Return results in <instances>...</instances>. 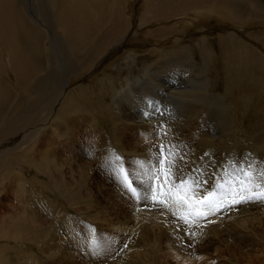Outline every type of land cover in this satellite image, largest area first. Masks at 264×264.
I'll return each instance as SVG.
<instances>
[{"label":"rangeland","instance_id":"374dc122","mask_svg":"<svg viewBox=\"0 0 264 264\" xmlns=\"http://www.w3.org/2000/svg\"><path fill=\"white\" fill-rule=\"evenodd\" d=\"M96 1L94 4L92 0H86L82 4L84 17L90 22L91 20L95 22L94 37L91 33L92 36L89 35L83 40L86 41L81 48V42L75 45V48L72 47L73 36L70 33H63L65 26L60 20L57 21L54 15L52 21L56 19L57 22L53 21L50 31L46 24L34 15L41 8H56L58 11L59 3L55 4V0H23L26 4L25 10L20 11L25 22L33 19L40 23L31 21L30 24L38 26L39 34L34 38L38 40L39 52L35 57L41 65L38 64L37 69L25 80V85L20 87L13 77L11 79L13 73L6 62L4 63L3 59L0 61V90L7 89L5 92L8 100H20V105L24 104L27 97L33 99L30 87L35 80L39 78L43 80L50 72H54L60 83L66 74L69 83L63 90V97L68 101V105L63 103V110L69 111L67 114L69 117L75 118L78 115L80 118L76 123L81 127L79 131L81 139H76L70 132V136L66 135L68 132L59 135L51 127L53 121H48L49 124L46 122L44 125L46 132H43L45 136L42 133L37 143L27 148L28 150L31 148L32 156L27 153L16 158L14 168L8 170L9 173L5 175L0 186V264H264V200L249 199L238 204L222 205L214 217L208 215L194 219L193 216L189 218L192 222L187 223L181 218V213L188 211L187 208L170 210V207L161 204L159 199L153 201L150 195L153 187L160 192H166L169 187L179 186L182 182L190 187V196L194 190L209 187V194H213L211 199L218 200L230 199L231 190L239 189L242 181L247 183L253 192L260 191V188L254 187L255 185L264 187V72L262 68L259 70V67L240 65L241 60L236 57H224L223 48L218 44L220 40L213 38L217 37L222 26L229 30L237 29L245 41L248 38L247 47L249 49L251 46L254 47L264 56V18L251 20L247 17L231 21L214 15L206 23V29L197 26L185 29L181 24V27H177L176 33L180 32L181 38L184 36L182 32L186 34L184 40L177 43L173 40L172 34L166 36L165 40H161L164 35L161 37L147 35L151 23L160 27L162 26L160 22L165 20L151 17L141 22L145 0H102L105 3L103 11ZM227 1L232 6H238L240 10H235L238 12L254 10L249 6L241 9L238 0ZM230 10H232L230 7L222 9L227 12H231ZM110 17H120L121 21L123 19L122 22L125 23H121L124 27L121 26L120 33L122 31L124 33L117 34L120 35L116 38L118 40L113 39L112 42L107 41L101 45L105 32H109L110 29ZM168 21L170 20H166V23ZM133 29L139 30V38L150 40L148 44L150 49L159 48L165 52L188 46L192 53L184 49L183 53L168 54L160 59L164 63L166 61L171 63L173 60L179 63L173 67L169 66L167 70H172L170 75L173 79L178 75L180 78L184 77L180 82L181 87L185 88L202 84L201 79L190 78L189 73L193 69L189 68L187 63L186 67L180 66L182 62H186L185 58L188 55L190 58L192 56L191 60L200 67L203 66L205 69L203 72L210 79L208 82L211 85L207 89L212 96L209 95V98L221 95L224 109L220 103L219 106L212 104L201 111L196 109L198 116L195 127L181 122L182 133L179 132L178 135L165 130L161 123L150 132L141 129L140 134L136 133L133 125L125 128L124 121L114 117L117 113L114 109V100L118 94L128 90L133 84L145 82L147 79L145 68L151 69L154 66L150 58L142 61L135 57L131 62V59H125L131 51L144 53L143 48L139 46L140 43L137 44L133 40ZM203 36L207 38V42L200 45V37ZM88 37H91V41L96 38L92 59L85 58L88 51H91ZM3 39H0V48L1 43H4L2 48L7 50L9 41ZM122 44H129L131 47L122 46V51L117 52ZM126 50L129 52L126 53ZM224 50L228 53L234 50L228 40H225ZM104 52L115 54L107 63L97 68L94 62L96 59L98 61ZM230 53L226 54L230 56ZM84 58L90 60L87 62ZM73 59L77 61V66L81 63L83 66V62L86 66H79L81 69L79 71L77 68L68 72L67 65L73 63ZM154 60L158 62V58ZM87 64L91 65L88 67ZM164 71L161 75L163 77ZM192 73L196 75L194 71ZM59 86L57 88L55 86L47 99L45 98L46 104H41V107L45 108L41 115L47 113V107L56 106L55 98L59 89L62 90V85ZM62 98L58 109L61 107ZM186 98L192 99L191 96ZM162 101L164 106L167 101ZM175 102L169 105L170 108L185 115H190L188 113L194 105L201 106L196 100L191 102L192 105ZM4 112L1 113L4 115H1L2 118L6 115ZM111 112L115 113L111 115ZM154 121L158 122L157 116ZM57 122L64 121L60 118ZM62 123L61 126L65 125ZM124 145L127 146L124 148ZM144 147L148 148L144 150ZM161 160L166 161L165 168H168V162L171 163L167 183L163 174L159 180L153 176V173L159 170ZM39 162L41 165H36ZM41 167L44 171L40 170ZM121 168L129 174L133 187L141 194L140 198L123 187L119 172ZM18 173L23 180H15ZM76 175L79 180L76 179L78 178ZM150 176L153 177L151 180ZM73 181L78 183L74 185ZM136 212L140 215H136ZM196 222L204 225L200 226L201 230L192 232L193 230L187 228ZM152 225L160 226V231L153 234L157 238L156 242L153 237H148L149 227ZM168 241L175 242L176 248L184 247L187 253L178 254L170 248Z\"/></svg>","mask_w":264,"mask_h":264},{"label":"bare ground","instance_id":"6f19581e","mask_svg":"<svg viewBox=\"0 0 264 264\" xmlns=\"http://www.w3.org/2000/svg\"><path fill=\"white\" fill-rule=\"evenodd\" d=\"M85 1L86 0H55V4L59 3V10L58 11H57L56 8H49V9H42L41 8V10H39V12L36 13V14L34 13V15H36V18L41 19V21L46 24L45 26L48 27L49 31H50V28H51V26L53 24V21L55 23V22L60 20L64 24V26L66 27V28L65 27L63 28V30L65 31L63 33L64 34L65 33L66 34L70 33L71 36H73L72 37V41H73L74 45L72 47L76 48L75 45H78V44H80L79 42H81V45H80V48H81V46L84 45L83 42L86 41V40L85 41H83V40L86 39L87 36L91 35V33L93 35V33L95 31V29L93 31V25L95 26V24H94L95 22L92 21V20L90 22L87 18L84 17L85 14L84 13L82 14V4ZM92 1L95 4L96 0H92ZM238 1L240 2L239 4L241 6V9L243 7L246 8V6H249V7H251L254 10H251V11L247 10L248 12H246V13L235 11V10H240V9L238 8V6H232L227 0H145V2H144L145 7H144V10H143L144 12H143L142 18L140 20H141V22H144V21L150 19L151 17L152 18L153 17H155V18H157V17L159 18L160 17L159 19L165 20V21H161L160 22L162 26L157 27L156 24L151 23L149 25V29L147 31V35H150V37L151 36L161 37L162 35H164L161 38V40H165L166 36L168 37L169 35L172 34V36L174 37L173 40L176 41L177 43H179V42H182L184 40L183 38H184V36L186 34L185 32L184 33L182 32V34L184 36H183V38H181V36L179 35L180 32L178 34L176 33L177 27L178 26L181 27V24L183 25V27L185 29L191 28L192 26H197L200 29H206L205 28L206 27V23L209 21V18L211 16H214V15H216V16H218L220 18L229 19L231 21H235L236 19H244V18H247V17L250 18L251 20H252V18L253 19H258V17L264 18V0H238ZM96 2H98V1H96ZM40 4H42V3H40ZM98 4L100 5L101 11H103L104 7H105L104 1L99 0ZM25 5L26 4L23 2V0H0V39H3L2 37L4 36L5 38L3 40L6 39V40L9 41L7 43L8 44L7 50H5L4 47L2 48V46H4V43H1L2 46L0 48V61H2V59H3V62L4 63L6 62L5 64L9 66L10 70L13 73V76H11V79L13 77V79L18 84H20V87H21V85H25L24 84L25 80H27L29 78V75L35 69H37L38 64L40 63V62L37 61V58H36L37 57V53L39 52V50L37 52V49H38V42L37 41L38 40H35L37 38H34L35 35L39 34V30L37 29L38 26L30 24L31 21L37 22L38 20L35 21V20L29 18V19H31V21L29 20L30 22H27V23L25 22V19L22 17V14H21V11H20L21 9L25 10ZM43 5H40V7H43ZM223 7H230L232 10H230L231 12L222 11ZM100 8H99V10H100ZM33 9L35 10V8H33ZM91 11L95 12L93 10H91ZM243 11H246V10L243 9ZM126 12H128V11H126ZM102 13L104 14V12H102ZM130 13H132V12H130ZM53 15H54V17H56L58 19L57 21H55L56 19L52 21V16ZM138 20H139V18H138ZM166 20H170V21H168L166 23ZM122 21H123V19H122ZM122 21H121L120 17H110V24H111L110 25V29H109V32H107V31L105 32V34H104L105 38L102 37L104 39L102 40L103 44H101V45H104L107 41H111V40L113 41V39L115 40L118 36L121 35V33L123 32L122 31L120 33L121 26H123L121 24V23H123ZM237 21H239V20H237ZM38 23L39 22H37L36 24H38ZM56 25L57 24H55V26ZM126 25H127V23H126ZM107 26H109V25H107ZM127 28H128V26H127ZM128 29H130V27ZM218 31H219V34H217V37H213V38L214 39L216 38V39L220 40V42L218 44L220 45V47L223 48L222 51H223V56L224 57H236V59L241 60L240 65L241 64H246V65H250L252 67H259V70L262 68V70L264 72V56L258 50H256L254 47H252V46L250 47L249 46L251 49H249L247 47V42L246 41H249L248 38H246V41H245V39H243V37H241V33L239 31H237V29H230L229 30L226 26L220 27V29ZM118 33L120 35H117ZM138 33H139V30H134L133 29L132 37L134 38L133 39L134 42L136 41V43L137 42L140 43L139 46L143 48V52L144 53L140 54V53H138L136 51L132 52L130 50L131 53H128L126 55L125 59H131L130 60V62H131V61H133L135 59V57L137 59H142V61L143 60H147L148 58H150V59L153 60L154 66L151 69L150 68L149 69L145 68L144 73H145L146 78H147L145 80V82L141 81V82H139L140 84H137V85L133 84L132 86H130L128 88V90L123 91V93H121V94H118L116 100H114V106H115L114 109L117 110V113H116V115L114 117H116L117 119L118 118L122 119L124 121L123 122V126L125 128H128L129 126L133 125V127L136 130V133L140 134V133H142V132H140V131H142L141 129H144L145 131H149L150 132V130L153 131V128L155 126L159 127L160 123H161V124H163L165 126V128H164L165 130L167 129V130L171 131L174 134L175 133L177 134L179 132L182 133L181 132V129H182L181 122L184 125H185V123H187V124H189V126L193 125L192 127H195L196 119H197L196 116H198V114L196 113V109L198 111H201L203 108L205 109L207 106H210L212 104L213 105L215 104V105H218V106L221 104L222 105L221 107L223 108V105H224L223 104V97H221V95H215L214 97H212V99H211V97L209 98V95L212 96V94H209V90H208L209 89L208 87H210V85H211L210 82H208V81H210V79H209L208 76L205 75V72H203V71H205V69L202 68L203 66L200 67L198 64L193 62V60H191L192 56L190 58L189 55H188V52H186L187 55H188L185 58L186 62H184V63L182 62L180 64V66L186 67L187 65H185V64L187 63L189 65L188 67L193 69L191 71V73H189V75H191L190 78H192V79L193 78L195 80H200L201 79L202 84L200 83L198 86H195V84L194 85L192 84L193 86H191V85H190L191 87L190 86L189 87L186 86L185 88L183 87L184 88L183 89L181 87L182 83L180 81L184 80L183 79L184 77L180 78L179 75H178L177 77H174V79H173L172 75H170V71L172 72V70H167V68L169 66L173 67L174 65H179V63H176V60H173L171 63H169L167 61H166L167 63L166 62L164 63L160 59L162 56H165V55H168V54H174L176 52H178V54H180V53L185 52V50L189 51L190 49L188 50V48H189L188 46H185V47L181 46V47H178V49L174 48L173 50L165 51V52L162 49H159V48H157L155 50L154 49H150V48H148V44H149L150 40L149 39L139 38ZM43 34H45V33H43ZM156 34H159V35H156ZM21 35L23 36V38H20ZM43 36H45V35H43ZM93 37H94V35H93ZM43 38L44 37H42V39ZM90 38L91 37H88L87 39L90 40V44L91 45L89 44V46L91 47V51H88V53L86 54L85 58L89 57L90 59H92V57H93L92 49L95 46V42H96L95 39L96 38L94 39V41H91ZM99 38L101 39V37H99ZM68 39H70V38H68ZM206 39L207 38L205 36L200 37V45H202L203 42L206 43L207 42ZM116 40H118V39H116ZM120 40H122V38ZM225 40H228L230 45L232 46V48H234V50L231 53L229 52L230 56L227 55V54H229L227 52V50H224ZM39 41H40V39H39ZM124 42H125V40H124ZM100 43H101V41H100ZM119 43H120V41H119ZM7 44H5V45H7ZM59 44H61V43H59ZM108 45H109V42H108ZM125 45H127V44H125ZM125 45L122 44L117 52H119L120 50L122 51L121 48H122V46H125ZM65 46H66V44H65ZM83 47L85 48L86 45L83 46ZM105 47L101 46V48H105ZM130 47H129V49H130ZM95 48H97V46ZM95 48H94V50H96ZM101 48H99V49L101 50ZM227 49H228V47H227ZM175 50H179V51H175ZM96 52H97V50H96ZM127 52H129V51L126 50V53ZM126 53H124V54H126ZM186 53H184V54H186ZM191 53H192V51H191ZM233 53H234V55H233ZM114 54H115V52L114 53H105L104 52V54H102L101 58L98 61L96 59V62H94L95 65L97 66V68L101 67L102 64L107 63V61H109L113 57ZM73 55H74V53H73ZM96 55H98V54H96ZM74 56H76V55H74ZM96 57L97 56H95V58ZM98 57H100V55ZM213 57H212V59H213ZM85 58H84V61L86 60L88 62L90 60V59L87 60ZM157 58H158V62L154 60V59H157ZM75 59H77V58H75ZM174 59H176V58H174ZM40 60H42L41 57H40ZM72 61H74V59ZM224 61H225V59H224ZM85 64H86V62H85ZM92 64H93V62H92ZM227 64H229V63L227 62ZM39 65H41V63ZM81 65H82V63L79 64L80 67L86 66V65H84V62H83V66H81ZM90 65L87 64L88 67ZM79 66H77V61H74L73 63L71 62L70 64L68 63V65H67L68 70L67 71L68 72H72V71L77 70V68H78L77 71H79V69H80ZM150 67H151V65H150ZM97 68H95V69H97ZM91 69H93V68H91ZM163 70H165L164 71V74H165L164 76L165 77L161 76L163 74L162 73ZM193 71L196 73V75L195 74L193 75V73H192ZM59 75H60V73H59ZM33 78H35V77H33ZM67 78H68V76L65 74L64 77L62 78V80H60V83H61L60 84L57 81V78H56L54 72H50L48 75H46L43 78V80L40 79V78L35 80L33 86L30 87V88H32L31 91H32V93H33L32 95L34 97H33V99L27 97L26 100L24 101L23 105L19 104L20 100H17V99L16 100L15 99L14 100L13 99L8 100L9 98H7V94L5 92L7 89L5 91H1L0 90V117H1V115H3V114H1L3 111L6 112L5 117L4 118L1 117V119H0V186L2 185V183L4 181L5 175H7L9 173L8 170H10L13 167V165L15 163V159L18 158V157H23L27 153L30 155V152H31L30 149L31 148L29 150L27 148L30 147V146L33 147V145L36 144L37 141L39 140V137L41 136V134L44 131L46 132L45 126H44L46 124V122L48 123V121H53L52 122L53 126H51V125L50 126L53 127L54 131H56L59 135H61V133L64 134V133L68 132V133H66V135H69L71 133V135L74 136L76 139H81V137H80L81 134L79 133V131H81V127H79L80 125L76 123V120H78L80 117L78 115H76L75 118H73V116L72 117L67 116L69 111L63 110V106H62L63 103L66 104V106L68 105L67 104L68 101L64 100V97H63L64 96L63 90H64L65 87H68L66 85L69 83V82L67 83ZM188 78H189V76H188ZM59 85L60 86L62 85V90H61V88L59 89L58 96L55 98L56 106L47 107V113L45 115H41L42 112L45 110V108L43 109L44 106L41 107V104H44V103L46 104L45 98L49 95V93L52 90H54L55 86L57 88ZM25 91H27V90H25ZM21 96L24 99L23 95H21ZM189 96H191L192 99H187L186 98V97H189ZM61 98H62V102H61V105H60L61 107L58 109L57 106L60 104V99ZM19 99H21V98H19ZM23 99H22V102H23ZM162 100L167 101V102L164 103V106L162 105V103H163ZM195 100L198 103H200L201 106L196 107L194 105L193 109L190 110L189 113H188L190 115H185L184 113H180V112L177 113L174 110H172L170 108V106H169L171 104L176 103L175 101H179L180 104L187 103L189 105H192L191 102L195 101ZM71 104H72V102H71ZM71 104L69 103L70 106H71ZM165 104L168 105V106H166ZM70 106H68V107H70ZM71 108H72V106H71ZM72 109H71V111H72ZM75 109H78V108H75ZM111 110H112V108H111ZM78 111H80V110L78 109ZM161 111H162V114L159 115V113ZM114 113L115 112H113L111 115H113ZM155 113H158V114L156 115ZM54 115H57V116H54ZM213 115H215V114H213ZM156 116L158 118V122L154 121ZM166 116H167V118H166ZM54 117H56L55 120H54ZM60 118H62L63 121H64L63 123L62 122L61 123L65 124V125L61 126V123L57 122ZM67 118H70V119H67ZM89 118H91V117H89ZM73 132H74V134H73ZM18 133H20V134L17 135ZM44 134L45 133H43V136H45ZM46 137L48 138V136H46ZM53 138H55V137H53ZM39 143H40V141H39ZM47 143H49V142H47ZM128 143L130 144L131 141H129ZM128 143H127V145L129 146ZM123 144L124 143L122 141V145ZM127 145H124V148ZM47 147H49V146H47ZM189 147H191V146H189ZM127 148H129V147H127ZM147 148L148 147H144V150H146ZM35 150H34V152H35ZM43 152H41V153H43ZM109 152L111 153L112 150H110ZM17 153H19V154H17ZM45 155H47V154H45ZM30 156H32V155H30ZM42 157H44V156H42ZM42 159H44V158H42ZM74 160H75V158H74ZM69 161H71V160H69ZM50 162L52 163L51 160H50ZM36 165H41V164L39 162ZM44 165L45 164H43V166ZM46 165H47V163H46ZM82 167H83V165H82ZM55 169H56V167H55ZM40 170L44 171V170H42V167H41ZM76 170L78 171L79 169H76ZM80 177H81V175H80ZM15 178H16L15 180H17V179L20 180V181L23 180V177L21 175H19V173H18V175ZM76 179L79 180V177L76 178ZM76 182H74L73 184L76 185L78 183V182L77 183ZM172 182L175 183V181H172ZM86 190H87V188H86ZM192 192H194L193 195L191 194L192 195V199H194V200L203 201V200H205V198L211 199V197L209 196V193H210V188L209 187H207L206 189H202L201 188L199 190H194ZM79 194H80V192H79ZM88 195H90V194L88 193ZM88 195H87V197H88ZM85 198H86V196H85ZM149 204H151V202ZM149 206L151 207V205H149ZM155 206H153V207H155ZM147 208H149V207L147 206ZM179 208H182V209L187 208V205H183V207H181L180 205H175V206L171 207L170 210L179 209ZM177 211L179 212L180 210H177ZM163 213H165V211ZM135 214L136 215H140V214H138V212H136ZM215 215H216V211L212 215H209V216H213L214 217ZM169 216H170V214H169ZM217 216H218V214H217ZM194 219H196V218L194 217ZM194 219H193V221H195ZM173 222H175V221H173ZM200 226H204V225H201V222H196L195 225L191 224L187 228L188 229L190 228L189 230H193L192 232H194V230H201ZM149 228H150V234L148 235V237H153L152 239L154 241H155V239L157 240L156 236H153V234H154V232L157 233L158 231H160V226L159 225L158 226L152 225ZM187 232H189V231H187ZM178 233H180V232H178ZM202 236H204V234ZM142 237L145 238L144 236H142ZM184 239H185V236H184ZM168 243L170 245V248H173L178 254H179V252L180 253L183 252L184 254L187 253L186 251H184L185 250L184 247H182L180 249L176 248L175 242H173V241L169 242L168 241ZM176 252H174V253H176Z\"/></svg>","mask_w":264,"mask_h":264},{"label":"snow or ice","instance_id":"6c2138e0","mask_svg":"<svg viewBox=\"0 0 264 264\" xmlns=\"http://www.w3.org/2000/svg\"><path fill=\"white\" fill-rule=\"evenodd\" d=\"M165 163V160L160 161V168L153 173V176L159 180L160 175L163 174L165 182L167 183L170 178L171 163L168 162V168L164 167ZM119 172L121 174V182L125 190L129 191L137 198H140L141 194L135 187H133L132 181L129 178V174L123 168L119 169ZM245 175H248V173H245ZM152 178V176L149 177L150 180ZM254 187L260 188V191L253 192L252 188L249 187L247 183L242 181L239 189L231 190L230 199L218 200L205 198V200L201 201L192 199V196L189 195V192H191L190 187L182 182L179 186L169 187L166 192H160L157 190V188L153 187L151 189V199L153 201L159 199L161 204H164L170 208L175 205H180L181 207H183V205H187L188 211L182 212L181 218L186 222H192L189 219L190 217L194 216L196 218H200L212 215L215 211H218L222 205L238 204L249 199L264 200V187L259 185H255ZM249 193H251V195H249ZM209 195L211 197L213 194ZM144 198L146 199L147 195H145Z\"/></svg>","mask_w":264,"mask_h":264}]
</instances>
